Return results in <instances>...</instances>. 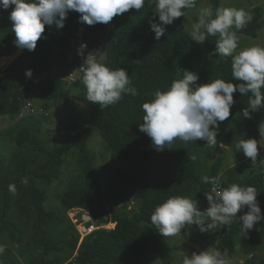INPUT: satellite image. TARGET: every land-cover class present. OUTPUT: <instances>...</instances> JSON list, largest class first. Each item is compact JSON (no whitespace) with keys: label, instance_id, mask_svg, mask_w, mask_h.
<instances>
[{"label":"trees","instance_id":"16d2710c","mask_svg":"<svg viewBox=\"0 0 264 264\" xmlns=\"http://www.w3.org/2000/svg\"><path fill=\"white\" fill-rule=\"evenodd\" d=\"M220 5L221 0H210L214 14ZM11 11L12 7L0 9V57L19 48L14 43L16 36L9 20ZM154 11L155 5L145 0L140 11L130 9L115 16L108 24L93 26L84 22L80 26L81 14L69 11L63 28L45 26L34 51L24 49L9 67L1 69L0 116L19 115L28 99L33 98L29 97V84L19 88L29 69L53 72V77L40 80L36 85L42 102L39 109L50 114V109L58 107L66 91L61 67L69 70L77 62L71 58V53L75 40L80 37L105 53V60L101 61L99 54L95 57L96 62L111 70L125 69L132 86L139 93L137 96L122 94V99L116 104L100 108L87 100V90L82 88L74 97L90 110L89 117L82 123H76L75 132L53 148L42 143L39 135L41 121L34 118L35 115L24 117L10 131L20 150L12 156V169L8 173H1L3 160L0 157V194L3 200L0 233L10 228L13 234L18 233V241L24 240V231L9 220L14 195L8 191V185L14 184L24 203L25 215L34 218L35 244L41 249L29 264H145L149 254L159 255L164 264H174L172 247L163 242V235L151 223V215L170 197H187L197 201L198 205L206 191L209 192L207 184L202 182L204 176L219 177L221 189L232 184L255 187L261 214L264 215V168L253 172L252 164L251 167L235 165L228 169L226 178L221 179L225 156L220 155L209 168L205 163L209 150L203 147V140L175 141V149L169 150L166 155L168 161L163 162L157 158L159 151L153 147L151 138L139 130L138 125L143 122L145 114L141 105L151 101L157 90L167 91L174 80L183 77L185 70L199 75L197 84L215 79L240 83L231 75L232 57L210 55L219 34L207 36L204 47H200L180 20L175 19L165 26L166 31L160 40H156L150 22L160 21ZM252 17L243 29L232 30L236 34L256 37L264 26L262 8L255 7ZM80 82L73 85L79 86ZM233 97L235 103L230 109L231 115L228 120L219 122L216 137L227 147L233 146L244 132L260 134L258 127L264 122V108L252 112L250 119L243 117L242 109L249 106L251 93L243 95L237 91ZM39 115L45 117V114ZM95 131L100 133L111 153L113 167L105 179L98 176L97 157L89 147ZM27 146L32 149V157L23 153ZM220 150L224 153L225 149ZM71 155L77 157L78 174L72 185L58 194L59 201L68 211H79L78 222L87 227H97L85 236L80 245L81 234L76 224L66 212L49 209L47 194L37 185L38 181L50 184L56 179ZM38 156H42V161L37 163L34 159ZM25 178L27 184L23 183ZM247 211L245 206L232 218L231 224L224 226L218 246L227 252V256L229 251L239 247L249 256L243 264H264V258L257 260L254 257L257 252L264 254V220L257 222V229L246 233L242 230L239 216ZM17 217L21 224L25 222L21 213ZM109 223H115V226L103 227ZM185 227L199 230L195 224ZM199 234L204 241L216 243L207 232L199 230ZM4 248L7 264H20L11 249Z\"/></svg>","mask_w":264,"mask_h":264},{"label":"clouds","instance_id":"9594fccd","mask_svg":"<svg viewBox=\"0 0 264 264\" xmlns=\"http://www.w3.org/2000/svg\"><path fill=\"white\" fill-rule=\"evenodd\" d=\"M148 2L155 5L154 12L160 21L150 22L156 40L164 35L166 25L184 17V10L196 5V0ZM144 5L145 0H0V9L12 7L9 20L16 36L15 45L28 51L35 50L45 26L63 28L69 11L79 12L80 20L93 26L97 23L108 24L115 16L130 9L140 11ZM252 19V15L244 9L217 8L215 14L211 7L201 9L198 22L192 25V40L203 43L207 36L219 34L214 52L210 55L232 57L231 75L233 80L240 83L215 79L206 84H197L199 75L185 70L183 77L174 80L167 91L157 90L151 101L141 105L145 114L143 122L138 125L139 130L151 138L157 151L172 147L176 139L185 143L203 140L216 145L219 122L229 119L230 109L235 103L233 94L237 91L243 95L251 93L249 106L242 109L244 118L250 119L252 112L264 108V48L254 46L233 55L238 47V37L232 29H243ZM86 47L81 45V48ZM95 57L92 54L87 56L83 74L89 102L105 108L119 102L122 94H139L125 69L111 70L96 62ZM31 74L30 69L26 71V76L30 77ZM258 131L264 137V122L259 124ZM236 147L252 161L256 160L258 141L255 138L242 139ZM202 182L214 185L206 193L210 205L206 212L200 211L197 201L182 196L170 197L154 209L151 223L164 237L174 236L185 226L193 224L202 233L229 225L245 206L248 211L239 216L243 231L247 233L257 222L264 220L255 187L232 184L221 189L219 177L204 176ZM23 183H28L27 178ZM8 191L15 195L16 186L8 185ZM205 215L210 223L205 224L201 219ZM4 250V246L0 245V255ZM227 255L226 251L218 250L194 252L190 258L185 256L183 264H227Z\"/></svg>","mask_w":264,"mask_h":264},{"label":"rangeland","instance_id":"374dc122","mask_svg":"<svg viewBox=\"0 0 264 264\" xmlns=\"http://www.w3.org/2000/svg\"><path fill=\"white\" fill-rule=\"evenodd\" d=\"M210 7V0H196V5L193 8L184 10L186 15L180 18V22L184 25L186 30L191 34L192 25L199 20L200 11L202 8ZM255 7H261L263 11V20H264V0H221L220 8H236V9H244L246 12L253 15ZM238 37V47L234 51L233 55L238 54L240 51L250 48V47H262L264 48V26L259 30L258 35L256 37L248 36L245 34H236ZM198 43V42H197ZM200 47H204L205 41L203 43H198ZM99 52L96 55H99V59L101 61L105 60V53ZM10 55H5L0 57V60L7 61ZM61 76L65 81V95L62 100L59 102L58 107L50 109V114L45 115V117H41L40 115L33 116L34 118H39L41 124L39 125V135L42 139V143L49 148H53L56 144H62L64 139L70 136L75 132L76 123H82L89 117L90 110L82 105L74 95L80 91L82 88H86L82 82L78 85H71L68 89L67 83V70L64 67H61ZM41 77V79H37ZM48 77H53V72L51 74H46L45 70H34L31 76H27L25 79V84H29L31 86V94L29 97H33L31 100L33 105L39 108L42 107V102L39 98V90L38 85L35 81H40L46 79ZM37 85V86H36ZM27 111V109H26ZM28 115L21 116H0V157L3 160L1 173H8L12 169L11 159L12 156L19 151L20 149L17 146L16 141L14 140V135L10 134L16 124L19 123L24 117ZM35 121V119H34ZM74 128V129H73ZM73 130V131H72ZM255 138L258 141V156L257 162L252 161L251 158H248L244 155L242 150H239L236 145L242 139ZM264 137H261L260 134L255 135L249 132H244L238 136L235 143L231 147H227L222 143H219L217 140L216 145L207 144L206 141L203 142V147L208 149V158L205 163L210 168L214 161L220 156L224 155L225 159L223 162L222 170L220 173V178L224 179L227 176L228 169L234 167L235 165H240L241 167L250 166L252 164L253 172H260L264 168ZM261 140V141H260ZM175 141H182L180 139H176ZM174 141V142H175ZM260 141V144H259ZM90 149L96 155V172L98 176L102 179H105L110 169L113 167L111 162V153L108 149L106 143L101 137L98 131H95L91 136L89 141ZM225 149L224 153L221 152L220 149ZM175 149V144L172 147H165L162 151H159L157 154V158L163 162H167L166 158L169 150ZM31 147L27 146L23 153L27 156L33 155ZM32 157V156H30ZM34 157V156H33ZM42 156L35 157L37 163L42 161ZM170 160V159H169ZM78 160L77 157L71 155L67 157L65 164L62 166L60 170L59 176L54 179L50 184H47L44 181H38L37 185L40 188H43L47 194V202L46 205L49 209H56L61 213H67V215L71 218L72 222L76 224L77 228L85 234V230L83 229V223L77 222L74 220L77 219L75 216L76 211L67 210V207L62 206L59 201L58 194L66 190L69 186L72 185V182L75 179V176L78 174ZM209 192L211 191L214 185L210 186L207 184ZM207 193V191H206ZM206 193L202 196V201H200L197 207L200 209L202 213L206 212L209 205L207 200ZM3 208V200L2 195L0 194V216ZM21 213L25 222L23 224L20 223V219H18L17 214ZM25 206L21 201V196L18 192L14 195L13 199V209L10 213L9 220L14 221L20 228L24 231V240L18 241V233L13 234V230L10 228H5L3 232L0 233V245L4 247L10 248L13 256L17 258L20 264H29L31 259L38 256L41 253V249L35 244V236H34V218L25 215ZM205 223H210L209 218L205 215L201 218ZM1 218H0V227H1ZM115 223H109L108 227H114ZM253 228H258V223L254 225ZM88 231V230H87ZM208 235L211 238L216 240L215 244H211L209 242L204 241L199 234V230L196 228H187L181 230L180 233L171 236L164 237L163 242L172 247L171 257L174 264H183L185 256L189 258L192 254L199 253L204 250H218L223 252L222 249H219L218 244L220 243V238L224 233V226L217 227L215 229L207 231ZM81 242V237H80ZM79 242V244H80ZM235 251H240L239 247L235 249ZM66 253V252H65ZM68 256V257H67ZM66 257L70 259L69 254L66 253ZM249 257V256H248ZM255 259L259 260L264 258V254L262 252H257L254 255ZM227 264H243L245 262L244 259L240 257L227 256L226 257ZM0 264H7L5 254L0 255ZM145 264H164L157 254H149L147 256V260Z\"/></svg>","mask_w":264,"mask_h":264},{"label":"built area","instance_id":"2783aa9c","mask_svg":"<svg viewBox=\"0 0 264 264\" xmlns=\"http://www.w3.org/2000/svg\"><path fill=\"white\" fill-rule=\"evenodd\" d=\"M83 22L80 20V26H83ZM82 31V29L80 30V32ZM75 44H74V48L73 51L71 53V58L74 59V61H77L75 64H73V67H71L69 70H67V83L68 86H71L73 84H75L78 81H83V74H84V68L86 67V59L87 56L89 54L92 55H96L100 48H93L92 44L90 43V41L85 40L83 38H79L77 40H75ZM81 45H86V48H81ZM98 56V55H96ZM46 74H47V70ZM59 72L58 70H56V73ZM38 80L41 79V77L37 78ZM64 79V78H63ZM35 81L36 84L38 85L39 81ZM83 83V82H82ZM27 109V111H26ZM39 114H45L48 115V112H45V110L40 109L37 110L36 107L33 105V102L31 100H28V102L25 104L23 110L21 111L20 115L21 116H25V115H39ZM213 188V187H212ZM221 188V187H220ZM76 211V210H74ZM79 211H76L75 216L77 219L74 220L75 223H77L79 221ZM106 226L108 227V225H103V227ZM97 227L94 225H91L90 227L85 226V224H83V229L85 230V234H83L80 230V234H81V242L80 244L83 242L85 236L90 233L91 231H93L94 229H96ZM88 230V231H87ZM79 244V245H80Z\"/></svg>","mask_w":264,"mask_h":264},{"label":"water","instance_id":"95a60500","mask_svg":"<svg viewBox=\"0 0 264 264\" xmlns=\"http://www.w3.org/2000/svg\"><path fill=\"white\" fill-rule=\"evenodd\" d=\"M23 52H24V49L17 48L15 51H13L10 54V57L7 59V61L0 60V76H1V69L5 68V67H9L15 60H17L22 55ZM32 72H33V70H31V73ZM57 75H58V72H57ZM25 77H27L26 73H25ZM24 84H25V80H23L20 83L19 88L23 87ZM255 162H257V158H256ZM229 256L240 257L244 260H246L248 258V255L245 254L244 252H241V251H229Z\"/></svg>","mask_w":264,"mask_h":264}]
</instances>
